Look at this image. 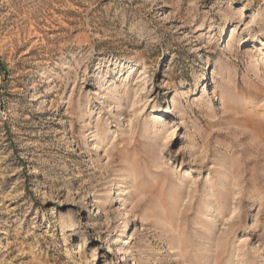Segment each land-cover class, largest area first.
I'll use <instances>...</instances> for the list:
<instances>
[{"label": "rangeland", "instance_id": "obj_1", "mask_svg": "<svg viewBox=\"0 0 264 264\" xmlns=\"http://www.w3.org/2000/svg\"><path fill=\"white\" fill-rule=\"evenodd\" d=\"M261 42L264 0H0V264H264Z\"/></svg>", "mask_w": 264, "mask_h": 264}, {"label": "bare ground", "instance_id": "obj_2", "mask_svg": "<svg viewBox=\"0 0 264 264\" xmlns=\"http://www.w3.org/2000/svg\"><path fill=\"white\" fill-rule=\"evenodd\" d=\"M261 45H263V47H264V43L261 42ZM61 55L62 56L56 60L57 62H59L60 60H64L65 59L64 53H62ZM57 68H58L57 66L51 68L50 73L52 74ZM182 99L185 100L186 97L183 95ZM167 112H171V107H169ZM118 255L120 256V260L121 261H123V262L127 261V259H126V251H125L123 246H119L118 247Z\"/></svg>", "mask_w": 264, "mask_h": 264}]
</instances>
